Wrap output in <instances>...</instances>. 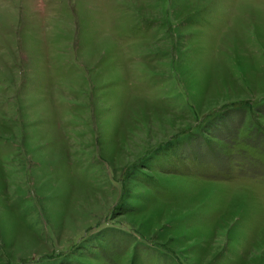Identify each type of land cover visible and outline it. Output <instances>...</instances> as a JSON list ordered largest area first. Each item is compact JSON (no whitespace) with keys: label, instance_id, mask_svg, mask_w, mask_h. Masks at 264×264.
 I'll list each match as a JSON object with an SVG mask.
<instances>
[{"label":"rangeland","instance_id":"obj_1","mask_svg":"<svg viewBox=\"0 0 264 264\" xmlns=\"http://www.w3.org/2000/svg\"><path fill=\"white\" fill-rule=\"evenodd\" d=\"M0 264H264V0H0Z\"/></svg>","mask_w":264,"mask_h":264}]
</instances>
